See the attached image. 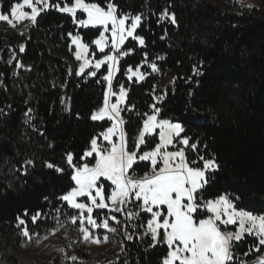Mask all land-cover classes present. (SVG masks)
<instances>
[{"label":"trees","instance_id":"1","mask_svg":"<svg viewBox=\"0 0 264 264\" xmlns=\"http://www.w3.org/2000/svg\"><path fill=\"white\" fill-rule=\"evenodd\" d=\"M16 2L22 0H0V12L6 13L10 3ZM55 2L64 4V0H50ZM85 2L101 6L111 2L118 14L142 16L136 35L144 38L145 46L134 40L125 44L122 52L133 51L120 58L113 82L115 92L119 85L128 92L122 118L129 148L146 119L142 114H151L155 104L160 109L158 119L181 123L185 128L182 137H190V144L199 142L195 151L186 150L190 162L200 154L205 158L214 155L219 163V171L206 173L212 178L203 200L227 193L239 198L238 208L264 214V0H252L254 5L240 0L223 4L216 0ZM165 9L175 14L176 24L159 19ZM101 31L79 29L73 17L54 8L42 12L37 23L22 32L0 23V264H21L24 245L58 228L69 231L65 264H161L166 255L165 245L149 248L151 241L140 238L148 218L144 213L132 220L117 213L122 223L109 221L117 233H112L107 248L95 251L83 240L79 222H70L77 210L58 199L74 186L66 154L72 153L75 162L90 139L112 124L90 119L103 106L107 82L102 77L108 67L95 77L88 74L91 71L78 77L69 35L82 36L94 52L92 41ZM21 45L23 52L19 51ZM13 55L15 59L9 63ZM150 62L160 71L153 73ZM140 65L148 73L146 78L129 80L127 69L136 70ZM194 66L201 75L194 74ZM157 96H163V101L157 103ZM157 142L158 136L151 137L140 150H151ZM28 159L34 166L24 168ZM46 163L65 171L58 173ZM145 171L148 169L137 168L136 175ZM128 210L139 211L134 204ZM37 212L41 216L33 224L31 217ZM97 213L107 211H96L94 217ZM17 217L27 222L33 233L31 242L21 235L23 226ZM125 228L134 235L133 240L127 239ZM252 242V237L245 236L237 245L240 259L248 264L261 254L248 252Z\"/></svg>","mask_w":264,"mask_h":264},{"label":"snow or ice","instance_id":"2","mask_svg":"<svg viewBox=\"0 0 264 264\" xmlns=\"http://www.w3.org/2000/svg\"><path fill=\"white\" fill-rule=\"evenodd\" d=\"M25 7L30 9V12L25 11ZM50 8L69 14L74 22L82 27L99 26L103 29L92 43L104 55L94 61L88 57L89 44L83 41L82 36L69 33L76 49L75 59L82 61L78 74L83 75L85 69L89 67L98 71L103 65H108L107 75L102 77V80L107 82L103 106L93 112L90 119L92 121L107 119L113 122L106 130L90 139L89 146L78 160L74 162V155L66 154L65 164L74 186L58 199L66 202L68 208L78 210L69 219L73 225L79 222V232L83 240L97 245L107 243L109 240L107 234L96 235L90 228L103 229L105 233L115 234L118 229L110 226L109 221L112 220L117 225L122 223L115 215L107 214L98 223L97 217L100 214L97 213V217H93L94 209L123 213L127 220L138 219L139 214L144 213L148 218L145 231L140 238L147 237L151 241L149 248H154L158 244L166 246V255L162 258L161 264H248L240 259L237 253V245L245 235L253 238L248 252L261 253L257 256L255 264H264V253L261 252L264 247V214H255L238 208L236 201L239 198L231 197L227 193L215 199L203 200V191L212 178L210 175L206 176V173L219 171L220 165L214 155L205 158L204 155L198 154L197 159L191 162L188 160L186 150L190 148L195 151L199 142L190 144V137L181 136L185 131L181 123L158 119L160 109L153 104L151 114H142L146 119H143L142 127L134 134L132 147L128 146L127 133L123 127L125 121L121 116V112L127 109L119 106L126 96L125 87L119 85L117 103L109 101L110 97L117 95L113 90L112 81L119 59L133 51L127 49L121 52V46L129 37L138 41L140 47L145 46L144 38L135 34L142 22V16L118 14L117 7L111 2L101 6L95 2L74 0L70 5L68 0H64L61 6L60 2L50 3V0H22V3H10L6 13L0 12V22H6L12 28L17 26V22L35 25L40 13ZM78 10L86 13L87 18L77 19ZM159 19H166L172 24L177 23L175 14L169 13L167 9L161 13ZM129 20L131 23L127 24ZM109 25L110 46L109 38L104 34L109 31ZM108 47L110 51L105 53ZM24 50V46L21 45L19 51ZM144 56L146 60L147 54ZM11 59H15V56L10 58L9 63ZM142 66H138L136 71L129 67L128 79L136 77L138 81H143L148 73L140 71ZM148 67L153 73L160 71L155 62L148 63ZM88 74L95 77L96 71ZM194 74L202 73L194 66ZM172 82L174 83V80ZM155 99L160 103L163 96H157ZM153 135H158V142L151 150L141 151V146L149 143ZM169 147H173L174 150L170 151ZM197 164L198 167L193 166ZM28 166H34V161L25 160L23 167ZM45 166L58 173L65 171L64 168L52 163H46ZM140 167L148 171L138 176L136 170ZM105 182H110L111 192L108 196L105 194ZM81 197L87 198L90 203L81 202L79 200ZM132 204L139 211L128 210V206ZM25 215L28 213L25 212ZM40 216L41 214L37 212L31 217L33 224ZM17 219L19 225L23 226L21 235L31 242L33 233L29 231L27 222L20 217ZM55 219L60 223L58 217ZM85 222L90 228L85 226ZM229 226L235 227L229 230ZM124 234L128 240L135 238L126 228ZM72 259L75 260L76 257Z\"/></svg>","mask_w":264,"mask_h":264},{"label":"rangeland","instance_id":"3","mask_svg":"<svg viewBox=\"0 0 264 264\" xmlns=\"http://www.w3.org/2000/svg\"><path fill=\"white\" fill-rule=\"evenodd\" d=\"M225 1L226 0H216V2L219 3V4H223ZM240 2L243 3V4L254 5L253 2H252V0H240ZM25 11H29L30 12V9H28L27 7H25ZM42 12H44V11H42ZM42 12L40 14H42ZM79 15H83V16H81V18H84V19L87 18V14L86 13H82L81 11L78 10L77 17ZM0 23H5L6 24V22H0ZM126 23L127 24H130L131 21L129 20ZM76 24H77V26H78L79 29H101V30H103L102 27H99V26H97V27H92V26L82 27L78 23H76ZM26 25H29V24H27V22H24V23L17 22V26L15 27V29H17L18 31H21L22 32L24 30V28L26 27ZM110 29H111V25H109V31L106 32V33H104L105 36L109 38L108 39L109 46L111 45V38H110L111 37V31H110ZM137 29H136V31H137ZM129 40H132V38L129 37L125 41V43L121 46V52H122L123 47L125 46V44ZM73 47L75 48V45H73ZM95 48H96V46H95ZM75 51H76V49H75ZM109 51H110V47H108V48L105 49V53H108ZM103 55H104V53H100L97 48H96V50L94 52H92L91 49H90V47H89L88 57L90 59H92L93 61L96 60V59L102 58ZM121 57H124V56H121ZM73 58L75 59V53H74V57ZM75 61L78 62V68H77V72H76L78 77H82V76H84L85 74H87L90 71H96V72H98L104 66H107L108 67V65H103L98 71L95 70V69H93V68H91V67H89V68L85 69V73L83 75H80V74H78V72H79V66L82 63V61H77L76 59H75ZM118 71H119V66L117 65V71H116V73L114 75V78H113L112 83L114 82V79H115V77L118 74ZM133 71H136V70H133ZM129 75H130V73H129ZM132 80L138 81L136 77H133ZM127 94H128V92L126 90L125 99H124L123 103H120L119 104V106L122 109L126 105V102H127ZM118 101H119V95L117 93V95L110 97V101L109 102L110 103H117ZM121 116H122V112H121ZM105 120H107V119H105ZM99 122H102V121H99ZM110 122L113 123L112 121H110ZM158 132H159V130L157 129V133ZM154 136H158V135H153L152 137H154ZM181 136H182V133H181ZM113 139L115 140L116 137H114ZM169 150L170 151L171 150H174V148L173 147H169ZM105 183H106L104 185V187H105V194H106V196H108L107 195L108 194L107 191H110L111 192V188L108 186L110 184V182H105ZM79 200L81 202L90 203L89 201H87V198H85V197H81V198H79ZM96 211H99L100 212V211H104V210H102V209H94L93 214H92L93 217H94V213ZM105 211H107V210H105ZM106 214L108 216H112V215H116L117 213L107 212ZM106 214H101L100 213V217L97 218L98 223L105 217ZM85 215H86V213H85ZM209 215H211V213H209ZM85 226L90 228V226H88L86 222H85ZM234 227L235 226H229V230L234 229ZM90 230L93 231L96 235H101L102 236L104 234H107L109 236V240H108L107 243H102V244L97 245V244H93V243L89 242L90 247H92L95 251H98V250H103V249H105V248H107L109 246L110 240H111V237H112V233H105V230H103V229H95V230H92L90 228ZM54 232H55V234H53V231H52L50 234L45 235V236L48 237L47 239H44L45 236H42V237H40L38 239L33 240L30 245L29 244L28 245H24L22 247V256H23V258H22L21 264H65V262L69 259V257L66 255V246L69 243L68 242V236H69L68 235L69 234L68 232L69 231H67L65 228H58V229L54 230ZM245 236H247V235H245ZM94 264H100V263L98 261H95ZM251 264H255V262L254 263H251Z\"/></svg>","mask_w":264,"mask_h":264}]
</instances>
